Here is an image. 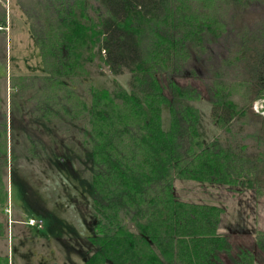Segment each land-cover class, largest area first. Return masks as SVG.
Returning a JSON list of instances; mask_svg holds the SVG:
<instances>
[{
	"label": "trees",
	"instance_id": "1",
	"mask_svg": "<svg viewBox=\"0 0 264 264\" xmlns=\"http://www.w3.org/2000/svg\"><path fill=\"white\" fill-rule=\"evenodd\" d=\"M20 3L46 74L13 84L16 93L32 91L28 115L18 116L22 127L14 125L16 115L9 121L0 96V244L6 245L0 264H10L9 177L12 184L19 179L24 206L48 221L44 231L29 225L36 219L30 214L22 221L11 219L12 240L21 238L27 245L57 241L69 264H76L65 205L48 209L45 202L33 201L38 190L19 175L13 163L16 147H9L10 132L28 138V148L34 144L42 155L48 151L51 168L61 174L65 153L60 144L49 151L35 133L66 115L75 121L76 143L91 175L87 179L78 170H65L86 198L78 215L90 229L91 247L79 251V263L226 264L227 256L231 264H264V230L256 229L257 207L264 199V116L254 110L257 101L264 107V18L242 22L245 14L264 6L263 0ZM0 24H6L5 17ZM98 63L116 76L128 73L129 88H94L89 105L69 83L88 73L87 64ZM184 79L205 87L211 118L222 135L202 133L195 105L202 93L180 84ZM248 126L262 130L256 136L263 145L259 152L252 153L245 142ZM77 200L74 195L71 205ZM232 202L240 231L254 240L252 247L235 248L229 235L219 232ZM17 221L24 229L15 231ZM21 253L12 250L13 257ZM50 256L57 262L54 249ZM36 264L47 263L39 259Z\"/></svg>",
	"mask_w": 264,
	"mask_h": 264
},
{
	"label": "rangeland",
	"instance_id": "2",
	"mask_svg": "<svg viewBox=\"0 0 264 264\" xmlns=\"http://www.w3.org/2000/svg\"><path fill=\"white\" fill-rule=\"evenodd\" d=\"M20 2L21 0H0V18L2 19L5 17L6 19L5 25L0 24V29L4 26L2 29L3 31H0V96L3 110L7 111L9 114V121L11 122L12 116H17L14 120V125L18 128L21 126L20 120L18 119L19 117H22L20 115L22 113L28 115L29 106L26 103V99L27 97L31 96L32 91L23 90L21 92L19 89H17L20 93H16L15 90L12 89L14 86L13 84L17 79L20 78L31 80L32 78L42 77L46 74V68L40 49L31 32L28 17L25 14ZM262 18H264V6H262L260 10H251L245 14L242 22L253 23L254 21L259 19L261 20ZM262 29L263 31H261V33L264 35V26H262ZM86 69L88 70V73L83 76V78L81 77V79L70 82L69 85L74 90L75 94H77L79 98L84 100L89 105L91 103L92 90L94 88L113 90L116 84H119L121 87L126 89L129 88L130 75L128 73L116 76L109 70L107 66L99 63L87 64ZM241 79L242 76L239 75L238 72V75H236V80L241 81ZM180 84H191L201 90L202 96L195 102V105L201 111L202 133L208 138H214L222 135V131L219 130L211 118V107L208 102V96L205 87L200 82L190 79H184L180 81ZM21 94L23 96H21ZM263 108V101H257L254 104L255 112L262 116H264V112H262ZM164 118L166 119L167 123V111L164 112ZM26 119L29 121L28 117H26ZM86 122L87 121L85 120L83 124ZM73 123L75 124V121L72 120L71 116L66 115L61 120L57 119L51 123L42 125L35 133L49 151H52L60 144L59 148L61 153L62 151L65 153L64 156L62 154L65 165L58 166L61 168V170L62 168L64 169V171L62 170L63 172L59 171L61 174L57 173L58 170L56 171L51 168V163L48 160L50 159L48 151H45V155H42L38 151L37 145L35 146L33 144L31 150L28 148V138L25 140L22 138L23 136H14V133L10 132L9 147L12 143H14L16 147L15 154L17 159L14 160L13 163L18 165V168H20L21 171L17 169V171H20L18 172L19 175L23 178L29 179L31 185H33V187L38 190L36 191V196H33V201L37 200L45 202L48 209L53 208L55 205H65V209L68 211L67 215L65 214L63 217L66 219V230L70 232L69 234L74 233V238L71 240V244L68 245L71 247V250H73V254L70 255L76 264H81L79 263L81 262L80 256L78 254L79 251L84 247H91L88 239L90 235V229L84 224L82 217L78 215V209L82 207L85 209L86 198H82L80 191L75 187L76 181L71 180V178L65 174V170H73L72 173H75L76 170H78L79 173L87 179L91 175L86 172L85 154L76 143L78 138L77 133L78 136H80V134ZM78 125H80V123ZM261 131L260 129L256 130L254 127L248 126L247 128V138L245 142L250 144L252 153L259 152L260 148L263 149V145L258 142V138L256 137L257 135L259 137L262 136ZM251 135L252 137L249 138ZM41 141L38 142L41 143ZM59 156L61 157V154ZM11 158H13V154L10 151V159ZM8 179L9 205L7 211L10 216V264H29V260L31 258L35 261H33L34 263L32 264H36L37 260L39 259L43 262H46L47 264H69L68 259L70 256L67 254V252H65V248L62 247L57 241L50 244V242L46 243V241L42 240L37 244L28 243L29 245H27L26 241L22 240L21 238L12 240L13 220L11 219L22 221V216L24 214H30L32 218H36L37 220L42 219L44 221V224H41L39 221V223L37 222L38 227L41 225L39 228L44 231L48 229V221L46 220L47 217H45L46 213L44 216L45 218H43L36 215L33 210H31L32 208L24 206L19 192V179L16 178L17 181L14 182V184H12L10 177ZM74 195H77V198L80 199L77 200V206L71 205V200ZM89 206L90 205L86 207L87 210ZM88 215L91 216L90 213ZM257 215L258 225L255 227L256 229L259 228L264 230V199L259 202L257 207ZM89 216L88 219L90 218ZM239 219L240 217L237 214V204L232 202L228 206L226 213L222 216L219 232L228 234L231 239L230 241L235 248H237V246L252 247L254 240L251 235L244 234V232L240 231ZM22 224L24 223L17 221L15 225V231L21 230V228L24 229ZM13 248L22 250L21 256L16 258V254L13 257ZM52 249L56 251L57 262L52 261L53 257L50 256V251H52ZM5 250L6 245L4 243L0 244V252L4 253ZM224 260L226 264H231V260L227 256H224Z\"/></svg>",
	"mask_w": 264,
	"mask_h": 264
},
{
	"label": "built area",
	"instance_id": "3",
	"mask_svg": "<svg viewBox=\"0 0 264 264\" xmlns=\"http://www.w3.org/2000/svg\"><path fill=\"white\" fill-rule=\"evenodd\" d=\"M1 30H2V28L0 29V31H1ZM37 222H38L37 220H35V219H31V220L29 221V225H30V226H34V227H38ZM39 222H40V221H39ZM39 222H38V223H39ZM41 224H43V223L41 222ZM36 225H37V226H36ZM39 227H41V225H40ZM39 227H38V228H39Z\"/></svg>",
	"mask_w": 264,
	"mask_h": 264
},
{
	"label": "flooded vegetation",
	"instance_id": "4",
	"mask_svg": "<svg viewBox=\"0 0 264 264\" xmlns=\"http://www.w3.org/2000/svg\"><path fill=\"white\" fill-rule=\"evenodd\" d=\"M36 220V219H35ZM37 221H40V222H42L43 224H44V221L42 220V219H40V220H37Z\"/></svg>",
	"mask_w": 264,
	"mask_h": 264
},
{
	"label": "crops",
	"instance_id": "5",
	"mask_svg": "<svg viewBox=\"0 0 264 264\" xmlns=\"http://www.w3.org/2000/svg\"><path fill=\"white\" fill-rule=\"evenodd\" d=\"M11 147V146H10Z\"/></svg>",
	"mask_w": 264,
	"mask_h": 264
}]
</instances>
